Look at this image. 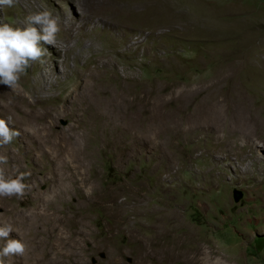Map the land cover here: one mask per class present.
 Instances as JSON below:
<instances>
[{"label":"rangeland","instance_id":"374dc122","mask_svg":"<svg viewBox=\"0 0 264 264\" xmlns=\"http://www.w3.org/2000/svg\"><path fill=\"white\" fill-rule=\"evenodd\" d=\"M43 8L56 46L0 84L21 133L6 175L31 173L23 199L0 198L28 246L10 264H264V164L241 159L264 158V0H23L0 23Z\"/></svg>","mask_w":264,"mask_h":264},{"label":"clouds","instance_id":"9594fccd","mask_svg":"<svg viewBox=\"0 0 264 264\" xmlns=\"http://www.w3.org/2000/svg\"><path fill=\"white\" fill-rule=\"evenodd\" d=\"M23 0H0V8L13 9ZM61 32V21L58 15L47 8L29 13L22 26L11 23H0V84L12 91L20 88L21 78L25 76L34 63H46L48 49L44 45L56 46ZM10 120L0 119V147L9 145L20 136V132L9 126ZM8 157L0 155V198L23 199L30 185L25 180L30 172L20 173L15 178L6 175L5 165ZM11 224L0 226V240L5 241L0 247V264H10V258L23 257L28 246L21 239H10L14 232Z\"/></svg>","mask_w":264,"mask_h":264},{"label":"bare ground","instance_id":"6f19581e","mask_svg":"<svg viewBox=\"0 0 264 264\" xmlns=\"http://www.w3.org/2000/svg\"><path fill=\"white\" fill-rule=\"evenodd\" d=\"M147 12H148V9H147ZM233 58V57H232ZM234 59V58H233ZM238 59V58H237ZM243 59V58H242ZM232 60V59H231ZM257 60V59H256ZM263 61L261 60V62L260 61H258V64H260V66L262 67V69L264 70V62L262 63ZM242 63V62H241ZM240 63V64H241ZM227 64V63H226ZM240 64H239V66H240ZM243 64V63H242ZM227 66V65H226ZM229 67H231V66H229ZM236 67V66H235ZM234 67V68H235ZM225 68V67H224ZM238 68V67H237ZM229 69V68H228ZM228 69H225V70H228ZM224 70V71H225ZM234 70V69H233ZM223 71V72H224ZM231 71V70H230ZM260 73V72H259ZM262 73V72H261ZM227 75V74H226ZM239 75V74H238ZM216 76V75H215ZM218 77V76H217ZM224 77V76H223ZM220 78V77H219ZM231 78V77H230ZM246 78V77H245ZM264 78V77H263ZM225 80V79H224ZM224 80H222V81H224ZM232 80V79H231ZM251 80V79H250ZM253 80V79H252ZM256 81V80H255ZM215 82V81H214ZM247 82V81H246ZM250 83H251V81H250ZM250 83L248 84V85H250ZM216 84V83H215ZM231 84V83H230ZM253 84V83H252ZM255 84V83H254ZM256 85H259V83L258 84H256ZM256 85H254V86H256ZM215 86V85H214ZM228 86V85H227ZM231 86V85H230ZM232 86H233V83H232ZM231 86V87H232ZM253 86V87H254ZM249 87V86H248ZM247 87V88H248ZM252 87V88H253ZM257 87V86H256ZM215 88V87H214ZM246 89V88H245ZM254 89V88H253ZM253 89L251 90V91H253ZM244 91V90H243ZM243 91H241V92H243ZM229 92H231V88H230V91ZM233 93V92H232ZM237 92H235V94H236ZM244 93V92H243ZM242 93V94H243ZM255 93V92H254ZM229 94H231V93H229ZM234 94V93H233ZM232 94V95H233ZM238 94V93H237ZM227 95V94H226ZM233 97V96H232ZM238 97V96H237ZM243 96H241V98H242ZM245 98V97H244ZM231 99H233V98H231ZM245 99H247V98H245ZM244 99V100H245ZM235 100V99H234ZM237 100V99H236ZM235 100V101H236ZM242 100V99H241ZM248 100V99H247ZM250 101V100H249ZM248 101V102H249ZM244 102H246V101H244ZM237 103V102H236ZM242 104V103H241ZM244 104V103H243ZM262 104V103H261ZM245 105V104H244ZM248 105V104H247ZM212 107V106H211ZM243 107V106H242ZM247 107V106H246ZM256 108H257V106H255ZM262 108V107H261ZM244 109H246V108H244ZM252 109V108H251ZM258 110H259V108H257ZM257 109H255L256 111H257ZM210 110H212V109H209L208 110V115L209 116H211V115H213V117H209V119L211 120V124H209L210 125V127H212L213 128V131L214 132H217L218 130H220L219 128H220V122H219V118H221V117H219V118H216V116L217 115H214V113L215 112H213V110H212V112H209ZM236 110V109H235ZM238 110V109H237ZM243 110V109H242ZM253 110V109H252ZM244 111V110H243ZM248 111V110H247ZM225 112V111H224ZM246 112V111H245ZM244 112V113H245ZM258 112V111H257ZM232 113H234V112H232ZM236 113V112H235ZM237 113H238V111H237ZM254 113V112H253ZM252 113V114H253ZM215 114H217V113H215ZM222 114V113H221ZM251 114V115H252ZM218 115H219V113H218ZM240 115H242V114H240ZM249 115V114H248ZM222 116V115H221ZM235 116V115H234ZM243 116V115H242ZM241 116V117H242ZM218 117V116H217ZM236 117H238V116H236ZM251 117V116H250ZM239 119V118H238ZM254 119H255V117H254ZM209 120V121H210ZM246 120H248V119H246ZM246 120H243V121H241V122H239V124H238V126H239V131H240V133L242 134V136H243V138L245 137H247V138H251L250 137V135H249V133H253L254 131H256V130H258L259 131V134H261V130H260V128L263 126V124L262 123H257V122H254V121H246ZM237 121V120H236ZM261 122V121H260ZM234 129V128H233ZM257 134H258V132H257ZM218 137V136H217ZM244 138V139H245ZM257 138H258V136H257ZM219 140V139H218ZM255 142V144L253 145V148L254 149H256V147L257 146H262V148H264V143L262 142H260V141H258V140H254ZM258 142H260V143H258ZM229 150V149H228ZM225 157L226 158H228L229 157V155L228 154H226L225 155ZM251 158L255 161V162H259L261 165L262 164H264V158H260L259 160L258 159H256L255 157H253V156H251L250 154H247V156H245L243 153H241V159L242 160H247V159H250L251 160ZM255 158V159H254ZM253 162L251 161V162H249V164H248V166L246 167V171H248V172H250V171H252V170H255V168H253ZM176 167V165H175V162H173L172 160H171V158L170 157H168V159H167V161H166V169H167V173H168V176H171L174 172H176L175 170H178V168H179V166L178 167H176V169L174 170V168ZM262 169V168H261ZM260 169V170H261ZM264 170V169H263ZM261 173H264L262 170H261ZM176 212V211H175ZM6 214V213H5Z\"/></svg>","mask_w":264,"mask_h":264},{"label":"water","instance_id":"95a60500","mask_svg":"<svg viewBox=\"0 0 264 264\" xmlns=\"http://www.w3.org/2000/svg\"><path fill=\"white\" fill-rule=\"evenodd\" d=\"M16 176H13V177H11V178H15Z\"/></svg>","mask_w":264,"mask_h":264}]
</instances>
